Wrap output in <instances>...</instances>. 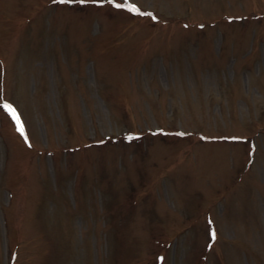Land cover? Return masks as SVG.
<instances>
[{"label":"rangeland","instance_id":"obj_1","mask_svg":"<svg viewBox=\"0 0 264 264\" xmlns=\"http://www.w3.org/2000/svg\"><path fill=\"white\" fill-rule=\"evenodd\" d=\"M114 3L0 0V264H264V0Z\"/></svg>","mask_w":264,"mask_h":264},{"label":"snow or ice","instance_id":"obj_2","mask_svg":"<svg viewBox=\"0 0 264 264\" xmlns=\"http://www.w3.org/2000/svg\"><path fill=\"white\" fill-rule=\"evenodd\" d=\"M61 2H63V0H61ZM81 2H84V0H81ZM93 2H95V0H93ZM108 3H109L110 5H112L113 7L117 8V9H120V8L123 7V6H122L121 4H119V3H114V0H108ZM13 114H14V113H13ZM21 131H22V129H21Z\"/></svg>","mask_w":264,"mask_h":264}]
</instances>
